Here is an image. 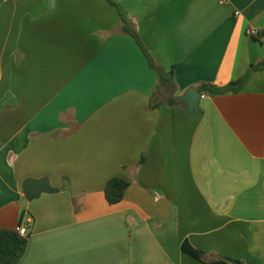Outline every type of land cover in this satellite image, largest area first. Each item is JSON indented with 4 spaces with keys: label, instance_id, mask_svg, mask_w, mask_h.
Wrapping results in <instances>:
<instances>
[{
    "label": "crops",
    "instance_id": "1",
    "mask_svg": "<svg viewBox=\"0 0 264 264\" xmlns=\"http://www.w3.org/2000/svg\"><path fill=\"white\" fill-rule=\"evenodd\" d=\"M115 1L174 67L157 105L158 74L115 4L0 0V227L29 226L16 264H264V69L202 91L195 116L170 104L264 59V35L246 32L264 27V0ZM112 177L129 182L116 203ZM27 178L56 189L27 199Z\"/></svg>",
    "mask_w": 264,
    "mask_h": 264
},
{
    "label": "trees",
    "instance_id": "2",
    "mask_svg": "<svg viewBox=\"0 0 264 264\" xmlns=\"http://www.w3.org/2000/svg\"><path fill=\"white\" fill-rule=\"evenodd\" d=\"M110 3L115 4L119 12L122 16L123 20V30L132 35L142 51L144 52L150 67H152L158 74V85L154 90V95L152 96V105H157L155 102L156 94L158 91L167 92L176 88L175 81V70L174 67L168 69L163 64L158 62L154 57L151 50L145 45L142 40L140 34L134 27V25L130 22L127 17L126 12L123 10L121 5L115 0H109ZM264 69V59L260 60L257 63H253L250 65L248 70L242 76L232 80L227 86H218L212 82H201L198 84V88L201 91L214 93L221 92L226 90H234L237 91L241 89L248 78L250 77L253 70H261ZM145 159V155L142 154L140 163ZM129 182L121 177H112L110 178L104 188V193L106 199L110 203H116L120 201L125 193L126 188L128 187ZM23 222L21 219L20 223ZM28 244V236L21 235L16 228L12 227H0V264H16L23 254L26 251ZM184 249H186L189 253L194 255L195 257L201 259L202 251L196 249L188 244H183ZM208 264H230L225 259H219L214 261H208ZM243 264H260L257 261H246Z\"/></svg>",
    "mask_w": 264,
    "mask_h": 264
},
{
    "label": "water",
    "instance_id": "3",
    "mask_svg": "<svg viewBox=\"0 0 264 264\" xmlns=\"http://www.w3.org/2000/svg\"><path fill=\"white\" fill-rule=\"evenodd\" d=\"M202 91L196 86H189L183 94L175 96L171 99L170 104L175 103L177 100L186 101V111L189 115L195 116L201 112L200 100ZM56 188L52 187L46 178H27L24 181L25 197L32 199L39 196L41 191H54ZM231 264H243L242 260L226 257Z\"/></svg>",
    "mask_w": 264,
    "mask_h": 264
},
{
    "label": "built area",
    "instance_id": "4",
    "mask_svg": "<svg viewBox=\"0 0 264 264\" xmlns=\"http://www.w3.org/2000/svg\"><path fill=\"white\" fill-rule=\"evenodd\" d=\"M222 2H224V0H222ZM247 34L249 36H259L261 34L264 35V27L262 28H258V27H253V26H250L247 28L246 30ZM16 229L18 230V232L21 234V235H24V236H28V233H29V226L27 223L25 222H21L19 223L17 226H16Z\"/></svg>",
    "mask_w": 264,
    "mask_h": 264
}]
</instances>
